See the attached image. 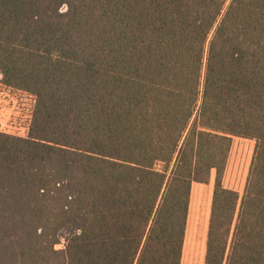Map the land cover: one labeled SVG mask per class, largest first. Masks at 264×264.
Listing matches in <instances>:
<instances>
[{
	"label": "trees",
	"instance_id": "obj_1",
	"mask_svg": "<svg viewBox=\"0 0 264 264\" xmlns=\"http://www.w3.org/2000/svg\"><path fill=\"white\" fill-rule=\"evenodd\" d=\"M0 74L37 97L0 132V264H182L213 172L205 264H264V0H0Z\"/></svg>",
	"mask_w": 264,
	"mask_h": 264
},
{
	"label": "rangeland",
	"instance_id": "obj_2",
	"mask_svg": "<svg viewBox=\"0 0 264 264\" xmlns=\"http://www.w3.org/2000/svg\"><path fill=\"white\" fill-rule=\"evenodd\" d=\"M255 145H256V141L253 139L235 137L233 140V145L230 152L228 165L224 177V184L229 188L239 191L240 194L244 193V189L247 184V179L249 176L250 167L254 155ZM158 168L163 169V165L159 164ZM214 180H215V172H213L209 184L194 183L193 185L190 213H189V227L192 236L194 234L196 236L197 230H199L201 236L203 235V239H204V235H205L204 227H206L207 220L208 218H210L209 210L211 211L210 203L212 202V197L209 191L210 189L214 190ZM199 220L201 225L199 224ZM207 233H208V227H207ZM195 236L193 237L195 238ZM188 244L190 245L189 242ZM62 248H64L63 240L60 244L57 245V249H62ZM187 248L188 249H187V253L185 254L183 264H194L193 259L191 258V254H192L191 245L190 247L187 246Z\"/></svg>",
	"mask_w": 264,
	"mask_h": 264
},
{
	"label": "built area",
	"instance_id": "obj_3",
	"mask_svg": "<svg viewBox=\"0 0 264 264\" xmlns=\"http://www.w3.org/2000/svg\"><path fill=\"white\" fill-rule=\"evenodd\" d=\"M36 103V95L4 83L0 74V132L27 137Z\"/></svg>",
	"mask_w": 264,
	"mask_h": 264
},
{
	"label": "crops",
	"instance_id": "obj_4",
	"mask_svg": "<svg viewBox=\"0 0 264 264\" xmlns=\"http://www.w3.org/2000/svg\"><path fill=\"white\" fill-rule=\"evenodd\" d=\"M209 192L211 194V197H213L212 196L213 190L210 189ZM211 204H212V202L210 203V206H211ZM209 212H210V210H209ZM197 217H198V215H197ZM209 219L210 218H208V220H207L206 227H204V229H205L204 239H203V235L201 236L199 230H197L196 236H195V234L193 235V236H195V238L192 236V234L190 232L189 220H188V228H187V233H186V241H185V247H184V252H183L182 264H183V261L185 258V254L187 253V249H188L187 246L190 247V245H191V251H192L191 258L193 259L194 264H205V257H206V250H207V239L206 238H208L207 227L209 228ZM199 224L201 225L200 220H199ZM189 237H190V239H189ZM191 237H193V238H191ZM188 242L190 243V245L188 244ZM199 242H200V244H199Z\"/></svg>",
	"mask_w": 264,
	"mask_h": 264
}]
</instances>
